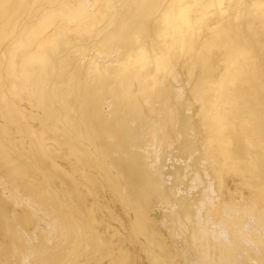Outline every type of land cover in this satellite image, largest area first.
<instances>
[{
    "label": "bare ground",
    "instance_id": "bare-ground-1",
    "mask_svg": "<svg viewBox=\"0 0 264 264\" xmlns=\"http://www.w3.org/2000/svg\"><path fill=\"white\" fill-rule=\"evenodd\" d=\"M0 264H264V0H0Z\"/></svg>",
    "mask_w": 264,
    "mask_h": 264
}]
</instances>
